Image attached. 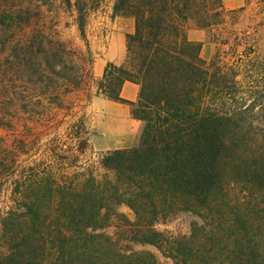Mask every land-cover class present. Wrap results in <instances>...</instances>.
Wrapping results in <instances>:
<instances>
[{
  "label": "trees",
  "instance_id": "obj_1",
  "mask_svg": "<svg viewBox=\"0 0 264 264\" xmlns=\"http://www.w3.org/2000/svg\"><path fill=\"white\" fill-rule=\"evenodd\" d=\"M103 2L112 3V20L133 23V33L126 61L107 65L95 97L130 106L144 125L135 147L107 153L94 150L85 116L39 145L76 116L68 101L84 91L91 67L83 53L33 31L32 11L47 2L7 0L0 10V28L11 34L0 128L28 133L13 151L0 139V264H158L135 246L154 247L172 264H264L262 66L250 63L247 35L233 34L232 43L217 33L245 6L66 0L92 64L86 30ZM191 29L215 43L211 60L201 56L203 43L189 40ZM127 82L140 87L137 103L121 97ZM38 148L44 158L32 160ZM85 155L94 161L81 164ZM188 218L185 233L158 230Z\"/></svg>",
  "mask_w": 264,
  "mask_h": 264
},
{
  "label": "rangeland",
  "instance_id": "obj_2",
  "mask_svg": "<svg viewBox=\"0 0 264 264\" xmlns=\"http://www.w3.org/2000/svg\"><path fill=\"white\" fill-rule=\"evenodd\" d=\"M71 1L73 2L74 0ZM6 2L7 0H0L1 11H3ZM25 2H32L36 7L40 6L41 3L47 2V7L45 6L44 8H41V10L36 8L34 11H32L33 31L44 32L48 38L59 39L65 44V47L69 51L74 50L83 53V55H86L85 65L87 68L91 67V74L89 73L87 75V83L84 91L72 96L68 101L74 104V111L77 113L76 116L73 118L68 117L64 119L62 122L63 124H60V127L55 132L49 133L45 136L42 135L40 138L37 136V134L30 136L34 137L36 135V137L40 139L39 145H43L55 136L64 137V135L68 133L67 130L70 125L73 122H76L78 118L82 116H85L90 128V120L94 115V111H91L89 107L90 103L93 101V99H95V95L99 88L98 84L102 78L99 80L94 79L92 72L93 64L89 59L90 56H87L86 54V42L81 37L78 27L75 24V13H73V11L67 6L66 0H15V5L20 7ZM245 2V12L240 15L239 19L233 23L231 21L226 27L227 30L219 28L217 33L229 36L232 43L235 41V36L233 34H238L239 38L247 35V40L245 42L248 45H246V47L249 48L247 53L251 54L253 58L251 59L250 63H258L260 66H262L259 77V85L264 86V0H245ZM111 6V2H103L100 7H96V9H92L90 12L86 35L89 46L95 58L104 53L108 47V40L114 32H129L133 30L132 22L122 21L120 19H111ZM10 36L11 34H9L7 30L0 28V117H2V115L5 113L3 84L7 78V71L10 63V48L7 43ZM209 42L213 44V49L210 53L211 60L216 52V45L213 41ZM243 48L244 47L240 48V52L243 51ZM262 92H264V89ZM262 96H264V93H262ZM262 104L263 106L258 107L256 110L257 112L264 110V99ZM64 114L65 113H62L60 117L62 118ZM143 126L144 125L142 123V129ZM141 132L138 136V140ZM26 133L27 132H25L23 126H19L15 131L0 128V139L2 140L3 144L7 146L8 150L13 151L15 148H18V146H21L20 142L24 139V137H26ZM38 151V154L33 152L30 153V155L33 156L32 160H43L44 154H42L39 148ZM25 159H27V156L21 154L19 159L20 162ZM91 159L92 158H90L89 155L81 156L80 163L87 165L88 162L94 161V159L90 161ZM5 198V196H0L1 210L5 208ZM120 212L128 215L129 218L133 220V214L127 207H122ZM191 222L192 219L190 218L186 220L180 219L173 223L160 225L158 230H168L172 232L181 230L182 233H185L187 231L188 225ZM135 250L138 252L152 253L156 256L158 264H172L170 260L164 258L162 254L154 247L135 246Z\"/></svg>",
  "mask_w": 264,
  "mask_h": 264
},
{
  "label": "crops",
  "instance_id": "obj_3",
  "mask_svg": "<svg viewBox=\"0 0 264 264\" xmlns=\"http://www.w3.org/2000/svg\"><path fill=\"white\" fill-rule=\"evenodd\" d=\"M245 3V0H223L224 8L229 11L243 8ZM130 33H133V30L118 31L112 34L108 40V47L94 61L92 68L94 79L99 80L104 77L109 63L116 66L124 64L127 58L126 36ZM188 38L190 41L203 43L201 56L209 61L213 44L208 41L206 32L191 29L188 32ZM139 94L140 87L127 82L122 88L121 97L127 102L137 103ZM89 108L94 111L90 120V129L94 133L91 143L96 152L107 153L136 146L142 130V122L132 117L130 106L95 97Z\"/></svg>",
  "mask_w": 264,
  "mask_h": 264
}]
</instances>
